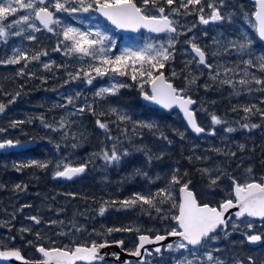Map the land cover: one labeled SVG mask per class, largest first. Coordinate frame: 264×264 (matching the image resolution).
<instances>
[{
    "label": "trees",
    "instance_id": "16d2710c",
    "mask_svg": "<svg viewBox=\"0 0 264 264\" xmlns=\"http://www.w3.org/2000/svg\"><path fill=\"white\" fill-rule=\"evenodd\" d=\"M219 1L214 0V4L218 5ZM135 2L138 6H142V0H135ZM179 3L180 0H176L172 7H179ZM202 3L204 4L203 15H208L211 12V8L207 7L210 0H202ZM160 4L165 7L166 11H169V7L163 4V0H160ZM189 11L191 14L186 15L190 17H199L200 15L191 6ZM23 13V10H18L15 15H8L7 17H10L9 20H16L20 17L19 14ZM180 13L185 14V10L181 8ZM196 22H194V25L198 27L197 23L199 22ZM104 24L113 29L107 23L104 22ZM17 27H23L27 30L22 32L20 36L11 34L6 41L4 40L0 43V60L11 58L16 48H20L29 57L39 52H47V55L41 56L39 61L28 63L27 67H24V61L14 65L0 64V104L5 105V110L0 113V143L10 140L15 143L35 144V147L20 152H0V217L12 214L13 208L19 205L14 202L17 196L31 195L36 191L41 196L46 194L49 197L53 194H65L70 198L72 197L73 202L84 200L94 206L106 209L104 214L98 219L93 220L90 217L91 222L89 220L85 221V224H87L86 228L82 225V228L86 229L88 236L92 237V239H85L79 236L76 238L72 237L64 245H55L53 248H48L40 240L32 242V244H25L18 235L13 233V236L18 238V244H20L16 246L18 248L16 250L20 251L24 257L31 261L40 260V255L36 249L37 246H42L46 249H65L70 246L74 248L77 246L90 247L93 244L92 240L97 241L98 243L96 244L98 245L101 243H113L121 239L130 240L132 238L136 240L133 245L129 241L122 242L125 245V249L134 252L140 235L137 236L135 232H132V229L130 231L122 230L125 232H108L110 228L130 229L127 225L134 221H143L147 225H153L152 228L157 231L154 234L145 233L150 237L169 233L171 231L170 226L177 227L176 221L172 217L179 214L178 208L172 207L173 201H167L160 205L162 211L159 213L148 205L141 206L140 203H137L135 206L129 207L122 205L120 202L134 198L136 193L148 195L155 193L160 188L167 187L176 169H179L178 175L182 177L181 184L188 180L191 181V188L195 191L201 204L219 207L224 200L233 198L234 192L229 189H227L226 195L219 196L222 193H217L218 196L215 200L202 197L198 186L204 185L206 181H202L205 178L199 169L216 159H222L221 164L225 166L226 155L218 154L216 148L209 149L207 148L208 146H203L202 143L198 146L191 145L188 137L197 141L200 139L195 138L185 124L183 138H181L179 133L175 132L174 115H168L156 109L148 108L141 102L142 91L138 80L123 82L128 87L121 88L117 95L98 97L96 95L98 83H94L92 89H87L88 85L86 83L81 84L79 81L85 79L83 72L80 73V78L78 79H73L69 75H75L81 68L86 71L90 70L91 62H77L75 56H71L68 59L62 51H54L58 44L63 49V44H60L62 36L57 35L61 32L62 26L55 30L56 34L47 32L40 26L38 27L41 28V31L32 32L28 25L23 24L14 26L13 33L17 30ZM202 29L203 27L197 30ZM28 35H35L36 40L26 39ZM255 41L256 49L259 53L251 56L254 62L258 57L264 56V46L257 39ZM199 43L204 46L202 42ZM175 56H177L176 52ZM248 57L250 56L244 55L242 58H237L235 51H233L229 58L224 60L225 67H238L241 72L239 75L228 73V78L234 81H239L242 78V71L245 65L241 61L246 60ZM44 64H50L51 68L45 69ZM181 64H179L178 60L168 61L165 68L161 69L162 72L167 73L169 65L176 67L178 77L169 78V80L177 89H185L186 87L184 74L187 75V78H192L188 69H185L183 64ZM21 70H23V75H20ZM247 70L264 79V72L258 71L257 68L253 67ZM206 74L207 71L203 76H197V88H204L207 80ZM207 85L209 86V84ZM227 86L224 85L222 88L214 87L216 89H225L223 92L226 93L223 101L216 104V114L224 118L229 126H234L236 129L238 127L242 129L241 125L244 123L261 125L257 129V133L249 130L245 132L246 129L244 128L245 134H243L244 137L242 139L247 138L246 143L243 141L245 143L244 150L233 151L240 156H245L246 159L242 157L241 160L243 164L239 165L243 168H253L257 174V178L254 181L260 182L264 178V147L262 148V145H264V119L261 118L259 113H256L255 115H250L248 120H245L244 117L248 114L243 111V108L256 105L257 108L264 111V91L258 90V95L253 100L233 101L234 99H232V101H229L231 99L226 92ZM261 87H264V85H259V89ZM144 91L149 92V84L144 85ZM196 95L199 96V94ZM69 96L73 98V104H68L67 98ZM86 104L92 105L97 114L93 115L87 109L82 114L77 111L79 107ZM111 108H116L120 112L127 114L131 117V120L120 122L117 116L109 111ZM253 111L255 112V109ZM101 112H106L107 115L100 116L99 113ZM72 113L76 114L72 115ZM97 119L108 123L110 133H105L103 129L97 126ZM61 121H64L63 126ZM140 123H151L157 127L150 130L139 127ZM134 128L136 129L135 131H133ZM53 129L59 130L54 131ZM125 129L127 130L126 134L123 131ZM161 133L167 137V140L161 138ZM109 135L120 139L126 136L131 141L133 140L134 150L137 148L143 150L138 151L137 156L134 155L128 160H124L120 165H115L111 168L106 181L100 171L102 160L99 157H94L93 153H99L108 148L111 143V139H108ZM74 136L76 139H73ZM168 141H171V143ZM73 143L78 144V147L73 148L71 146ZM57 145H59L61 150L66 149L74 153L73 157L77 166L88 164L87 170L78 178V182L73 180V184H64L66 182L64 181L61 184V182L49 177L51 168L54 165L52 156ZM219 150L230 152L224 148H219ZM146 152L153 157L151 163L147 162ZM157 156L161 158L157 159ZM189 157H191V160H189ZM197 157H200V159H197ZM90 158L91 162H89ZM32 161L50 163L44 169L34 166L17 170L18 166L31 163ZM237 168L231 165L229 173L233 174ZM138 169L141 173H146L147 175L137 174ZM185 172L187 173L186 176L183 175ZM100 177L104 180L103 183L100 181ZM17 184L26 185L27 191H15ZM180 187V184L171 186L173 200L177 205L180 204ZM69 193L75 194V197L68 195ZM113 201L116 203L113 204ZM231 230L233 235L229 236ZM235 230L229 226L228 229L215 236L216 239L223 242L226 250L221 257L212 255L213 261L207 259V254H203L204 246L209 241L196 250L188 247V252L194 251L200 255L193 264H253V262L254 264H264V253L257 257H251V261L242 255L236 256L233 254L231 241L234 238L235 240L239 238L234 234L237 233ZM122 233H128L132 237H128V234L127 236L123 234L121 237ZM244 246L245 252L253 250L245 242ZM0 247L2 250H11L4 243H1ZM262 247H264V243ZM175 255L174 246H172L171 249L168 248L161 254H154L149 257L144 263L131 260L129 264H174ZM100 264L116 263L104 262Z\"/></svg>",
    "mask_w": 264,
    "mask_h": 264
},
{
    "label": "snow or ice",
    "instance_id": "6c2138e0",
    "mask_svg": "<svg viewBox=\"0 0 264 264\" xmlns=\"http://www.w3.org/2000/svg\"><path fill=\"white\" fill-rule=\"evenodd\" d=\"M176 3V0H163V4H166L169 7V14L165 15V7L160 4V0H142L143 6H138L135 0H0V22L4 21L8 15H15L18 10H23L26 14L18 17L14 21H10L8 25L0 23V38H4L5 41L10 34L20 36L22 32L27 29L23 27H17V30L14 33L6 31V28L20 25H28V28L32 32H39L41 28L37 26L36 21L43 26V29H46L50 33L55 32L54 26L61 25V20L57 18L56 13L65 12V13H75L78 11L89 12L98 11L103 17H105L112 25L118 29L131 30L134 32L140 31V29H147L152 33H166L168 34V39L166 43L160 44H147L144 48L133 50L126 48L123 52L116 56L111 57L107 55L111 51L113 45L111 43V37L104 31L99 29L97 26L96 31H81L79 28L72 26H63L61 32L57 35L62 36L60 44H63V49L58 44L54 51H63L65 56H77L79 58L88 57L93 61L98 60L99 66L91 64L90 70H85L81 68L79 72L75 75L69 74L73 79L80 78V73H84V77L88 84L92 83V80L95 79V76L103 77L108 75L109 72L119 76H128L131 72V79L136 81L139 79L141 81L139 87L143 93V98L146 101H151L155 104L160 105L165 109H172L174 106H178L183 112L185 118L187 119L188 124L191 126L192 130L197 133H205V128L199 126L195 120V113L190 109V105L196 103L194 99L190 96L183 95L185 89H177L168 82L164 73L161 69L165 68L166 62L174 60L175 57V48L176 44L179 43L178 37L184 33L178 32L177 22L174 21L171 17L177 14H180V9L185 10V14H191L189 11L190 6L195 9L196 12L200 13L199 22L203 25H208L211 22H219L225 19L214 3H208L207 7L211 8L212 11L209 16L206 18L203 15L204 4L202 0H180L179 7L173 8L172 5ZM256 4L259 6V10L255 12V27L258 32L259 38L264 41V0H256ZM69 5H79L69 6ZM148 5H151L153 9L158 13V15L150 14L151 9ZM199 6V7H196ZM50 9H54L50 10ZM191 31V29H188ZM207 35V33H205ZM26 39L35 41V35H28ZM195 37L187 41L190 45V59L186 63V67L191 65L193 62L199 66L209 70L210 79L213 81L218 80L221 76V70H223L224 79L219 80L221 84L228 85L229 87H235L236 83L239 85L247 86L252 83L256 85H264V79L257 77L254 73H250L248 68H257L258 71L264 72V56L258 57L254 62L252 58L247 60H242L241 62L245 65V68L242 71V78L239 81H234L231 78H228V73H233L234 75L241 74L238 67H225L222 64L217 63L215 66L208 62L207 57L218 56L221 53L218 50H214L211 53H208L198 46L195 42ZM105 41H109V44L106 45ZM214 43L219 44L218 40L214 39ZM251 41L248 43L240 44L239 48L241 52L244 49L250 47ZM229 46L235 47V43L229 41ZM47 52H39L31 57H29L24 51L20 48L14 50V54L11 58L6 60H0V64H19L21 61L25 62L24 67H27V64L32 61H39L41 56H46ZM251 57V54L249 53ZM139 65V67H137ZM215 67V74L213 75V69ZM45 69H50V64H44ZM130 70V72H129ZM95 73V76H93ZM158 73V74H156ZM23 70H21L20 75H23ZM173 76H176L177 73L173 70ZM146 78V79H145ZM198 77L192 76L189 80V84H195ZM147 83L151 86V93L144 91V84ZM128 87V85L123 82L112 83L109 87H101L96 95L103 98L107 95H117L121 88ZM205 89L209 86L204 85ZM251 90V89H249ZM259 91H264V87L258 89ZM239 94L238 92L236 93ZM19 95V93H17ZM14 102V101H13ZM68 104H73V98L69 96L67 98ZM92 112L93 115H96L92 105H84L77 109L79 113H83L85 110ZM255 109V112L253 111ZM5 110V105L0 104V113ZM235 111V109H233ZM113 115H116L120 122L130 121L131 117L127 114L120 112L116 108H111L109 110ZM243 111L248 114L244 117L245 120L249 119L250 115H255L259 113L261 118L264 119V111L257 108L256 105L251 107H244ZM76 113H72L75 115ZM100 116L107 115L106 112L99 113ZM211 121L213 125H221L227 123V121L222 120L216 115H212ZM96 124L100 129H103L105 133H110L109 125L106 122H102L100 119L96 120ZM61 125H64V121H61ZM47 126V125H46ZM139 127L148 128L150 130L156 129V125L151 123H140ZM242 128L248 129L249 131L261 127L260 124L256 123H244L241 125ZM54 131L59 129H53ZM136 129L134 128L133 131ZM228 133L236 131L233 127H227L225 129ZM126 134L127 130H123ZM209 135H216L215 129L208 133ZM181 138L183 134L181 133ZM65 138H67L65 136ZM161 138L167 140V137L161 133ZM73 139H76L74 136ZM108 139L118 140V137L108 136ZM171 143V141H168ZM12 141H7L6 143H0V149L6 147H14ZM73 148L78 147V144L73 143L71 145ZM59 148V145H57ZM241 151L244 150V146L240 145ZM137 151H142L143 149L137 148ZM218 154L221 155H230L232 157L236 156L235 152H222L221 150H216ZM129 152L127 150L120 151L117 149L115 143H113L112 149L102 150L99 153H93L94 157L102 158L106 164L116 163L119 164L121 159L125 156H128ZM147 162L151 163L153 157L150 153L146 152ZM157 159L161 158L160 156L156 157ZM200 159V157H197ZM207 159V158H205ZM191 160V157H189ZM91 162V158L89 160ZM50 162H37L32 161L31 163L20 165L17 167L19 171L23 167H39L47 168ZM88 164H81L79 166H71L69 164H60L56 165V171L54 173V178H65L72 180L74 177L80 176L87 170ZM202 174L208 176L209 186H216L221 179L222 175H225L224 169L217 167L215 170L204 168L199 169ZM215 171L217 174L212 175V172ZM247 172L251 173L252 169L249 167ZM179 169L175 170V173L171 176V181L167 187L158 189L155 193H150L148 195H143L136 193L134 198L126 199L120 203L125 206H135L137 203H140L141 206L148 205L150 208H154L157 213L161 212L162 209L160 205L164 204L167 201H173L172 207L178 208V215L173 216L172 219L176 221L178 225L177 229H172L168 235L173 237H180L181 242L177 245L179 249H188L189 246L192 249H196L198 246H203L208 240H215L216 237L212 234L217 231L221 226L227 227L228 220L225 219V213L231 209L236 208L238 211L234 213L237 220H240L244 217H258L261 220H264V178L261 182H247L241 185L234 178L232 179L234 187V196L235 202L233 199H226L220 203L219 207H212L207 204L201 206L193 192L190 190L189 185L191 181H185L181 184L182 177L178 175ZM137 174L147 175L146 173H141L140 170H137ZM183 175H187L185 172ZM174 184H180V192L182 193V203L176 204L173 200L171 186ZM15 191H27V186L17 184L15 186ZM75 197V194L69 193ZM113 204L116 202L113 201ZM31 207L30 204L23 205V208ZM23 208L21 210H23ZM105 208H100V215H103ZM14 218V217H13ZM29 220L33 221L35 224H40L41 220L37 216H29ZM3 223V222H0ZM53 224L57 223L52 221ZM62 223V222H60ZM234 228L238 225L234 224ZM248 227L251 228V223L248 224ZM79 231V229H77ZM130 231L131 229H120V228H110L108 232L113 231ZM21 232H30L29 228H21ZM227 234V233H226ZM40 238V234H36ZM166 239L163 235H156L153 238L147 235L139 236V246L138 248L130 253L133 256L140 257L142 255L140 249H143L145 244H151L155 242H160ZM261 240L259 235H249L248 241L251 243H256ZM122 244V241L120 242ZM106 245L101 243L97 245L93 243L90 247L88 246H77L74 249H59L54 248L48 250L44 247H38L37 251L40 252L45 258L44 264H52L54 261L55 264H77V261H87L88 264H92L98 258V249L103 248ZM171 249L172 245H168ZM147 251V250H146ZM158 253L161 251L159 247L155 249ZM15 257L17 259H22L19 251H0V258L9 259ZM118 258V257H117ZM207 259L213 261V256L208 254ZM251 261L252 258L249 257ZM187 264H192V261H187ZM254 264V262H253Z\"/></svg>",
    "mask_w": 264,
    "mask_h": 264
},
{
    "label": "rangeland",
    "instance_id": "374dc122",
    "mask_svg": "<svg viewBox=\"0 0 264 264\" xmlns=\"http://www.w3.org/2000/svg\"><path fill=\"white\" fill-rule=\"evenodd\" d=\"M211 3H214V0H210ZM218 9L220 10L221 14L225 16V19L223 21L217 22V25L210 26L208 28H203L202 30H197L201 28L199 22V17H190L186 14H177L172 16L171 18L177 22V28L178 32L184 33L178 37L179 43L176 44L175 52L177 53V56L174 57V60H178L179 64H183L185 69H188V72L191 73L190 76H203L205 72L207 71V80L205 84H209L210 87L205 89L197 88L198 82L195 84H189V78H187V75H185V96L195 97L198 96L196 94H199L200 98V104L198 108L196 109L197 117L199 119V123L204 126L209 132H211L213 129H215L216 135L215 139L213 138H203L199 141L195 139H191L188 137L189 143L194 146L201 145L208 146L212 144H217L216 149L223 148L218 147V145H224L225 141L229 139V134L225 129L229 126L227 123L221 124V125H213L211 121L212 115H216V104L219 102H222L224 99V96L226 93L225 89H216L217 87H224V84H221L219 80L224 79L223 76V70H221V76L218 78V80L213 81L210 79L209 71L206 70L204 67L199 66L193 62L191 65H188L186 67L187 61L190 59L189 53H190V45L186 43L187 41L191 40L193 37H195L194 42L201 46L199 42H202L204 46H201L204 48V50L208 53H211L214 50H218L221 54L218 56H211L209 55V63L213 64L214 66L219 63L224 65V60L228 59L229 56L235 51L237 58H242V56L247 55L249 56V53L251 56H254L258 54L259 52L256 49V39L257 37V31L255 27V21H254V14L256 12V5L253 2V0H220L218 2V5L215 4ZM79 7V5H69ZM143 6V5H142ZM149 9H151L150 14L158 15V13L155 11V9L152 8V6L148 5ZM54 11V9H51ZM212 11V9H211ZM24 12V11H23ZM211 13V12H210ZM205 15L207 18L209 16ZM26 13L19 14V16H23ZM169 11H165V15H168ZM57 18L61 20V25L54 26L55 30L57 28H61V26H72L79 28L81 31H96L97 26H99V29L101 31L106 32L111 37V43L113 45L110 52L107 53V55L111 57H116L120 55L124 49L130 48L133 50L144 48L147 44H160V43H166L168 39V35H165L161 38H156L151 34H141L138 36L133 37H125L119 34L114 28L111 29L107 27L104 24V21L98 16L97 11L90 10L89 12H82L78 11L75 13H65V12H59L56 13ZM10 17H7L4 21L0 22L4 25H8L10 21ZM199 23H197V22ZM194 22L198 24V27H195ZM37 24V21L35 22ZM38 25V24H37ZM14 26L10 28H6V31H9L10 33H13ZM188 29H191L189 31ZM207 33V35H205ZM11 35V34H10ZM214 39L218 40L220 43H214ZM4 38H0V43L4 41ZM229 41H232L235 43V47L229 46ZM248 41H251L250 47L246 48L241 52L239 45L248 43ZM260 43V42H259ZM105 44L108 45L109 41H105ZM227 51V52H225ZM63 52V51H62ZM75 56V55H73ZM66 58L70 59L71 57L65 56ZM251 57H248L249 59ZM75 59L77 62L81 63H90L95 64L99 66V61H93L88 57L85 58H79L75 56ZM246 59V60H247ZM253 59V58H252ZM173 61V60H172ZM171 61V62H172ZM181 64V65H182ZM225 66V65H224ZM139 67V65H137ZM173 70L177 73L176 76L172 75ZM130 72V70H129ZM165 73V72H163ZM169 78L174 79L178 77V71L175 66L169 65L167 73H165ZM193 74V75H192ZM195 74V75H194ZM212 74H215V67L213 69ZM93 76H95V73H93ZM146 79V78H145ZM138 83L140 85L141 81L138 76ZM81 84L86 83L87 89H92L94 86V83H98V90L101 87H109L112 83L115 82H128L133 81L131 79V72L128 76H119L115 75L113 76L112 73L109 72L108 75H105L103 77L95 76V79L92 80L91 84H88L86 81V78L83 80H79ZM147 84V83H145ZM144 84V85H145ZM241 88L246 89L247 91H250L249 89H255L258 91L259 85L256 84H250L247 86H241ZM121 90V89H120ZM119 90V92H120ZM118 92V93H119ZM204 92V94H202ZM107 96H113V95H105ZM215 110V111H214ZM174 115V128L175 132L179 133V135L182 133L184 134V122L181 118V116L178 113L172 114ZM222 120L226 121L224 118L219 117ZM233 128H235L233 126ZM236 129V128H235ZM244 128H237L236 131L232 132V134H238L242 133L245 134L243 131ZM257 129L251 130V132L257 133ZM242 131V132H240ZM248 131V129L245 130V132ZM181 136V135H180ZM256 136V135H255ZM133 141V140H132ZM128 137L124 136L122 139L118 138V140H112L109 144L108 148H105L104 150H111L113 143L116 144L117 149L120 151L127 150L129 152L128 156H125L121 159L119 164L112 163V164H106L103 159L101 158V168L100 171L102 175L104 176V179L106 181L108 180V173L111 168H113L115 165H120L124 160H128V158L133 157L134 155L137 156L138 151L134 150L135 145ZM56 150L53 152L52 159L54 161V165L51 168V172L49 177H52L54 179V173L57 170L56 165L58 163L60 164H69L71 166H77L76 160L74 159L73 155L74 153L69 150H61V148H55ZM211 149V148H209ZM223 151V150H222ZM224 152V151H223ZM233 152V151H230ZM47 153V152H46ZM243 155L232 157L230 155L226 156V165L224 166L221 164L222 159H216L215 161H210L206 166L201 167L200 169L209 168L215 170L217 167L224 169L225 175L221 176V179L219 180L218 184L216 186H209V179L208 176L204 175L206 183L202 186H198L199 190L202 193L203 198L207 199H216L218 196L217 193L221 192L222 195H226L227 189L232 190L234 189L232 179L229 177L234 178L238 183L243 185L247 182H254V180L257 178V174L255 173V170L253 168L252 172H247V169L249 167L243 168L239 164H243L242 160ZM243 159H246L245 156ZM233 165L234 167H238L237 170L233 173H229L230 166ZM79 166V165H78ZM105 172V173H104ZM255 173V174H254ZM217 173L215 171L212 172V175L215 176ZM79 179H76L75 181L78 182ZM56 181V180H55ZM100 181L103 183L104 180L101 179ZM58 182V181H57ZM74 181H66V183L73 184ZM63 184V182H61ZM59 188V187H58ZM73 198L68 197L65 194H53L50 197L48 195L41 196L40 193L34 192L31 195L26 196H17V198L14 199L15 203H18V206H15L12 210L11 215L7 216H1L0 217V244L4 243L8 246L9 249H18L16 246L20 245L18 244V238L13 236L18 235L21 240L25 242V244H32L35 241L40 240L45 244V247L53 248L55 245H64L68 240H70L72 237H81V238H89L92 239V237H89L86 231L85 221H90V217L94 219H98L101 217L100 215V208L97 206H94L92 203H87L84 200H77L73 202ZM30 204L31 207L23 208V205ZM23 208V210H21ZM29 216H37L40 218L41 223L35 224L33 221L29 220ZM14 217V218H13ZM52 221H56L57 223L53 224ZM62 222V223H60ZM91 222V221H90ZM251 223L252 227L249 228L248 224ZM236 224L238 227L234 228L233 225ZM82 225H84L85 228H82ZM128 228L132 229V232H135L137 236L143 235L146 232L148 234H154L157 230L152 228L153 225H147L143 221H134L129 223ZM230 226L234 229L237 233H234L238 239L235 240V238L231 241V250L234 255L243 257H257L264 253V247H258L253 248V250H250L248 252H245V246L244 242L247 243L248 236L249 235H256V234H262L264 233V225L254 222L252 220H244V221H237L233 220V222L230 224ZM21 228H29L30 232H21ZM177 227H175L176 229ZM79 229V231L77 230ZM169 229V228H168ZM170 229H174L173 226H170ZM83 230V232H81ZM14 231V232H13ZM117 232V231H116ZM115 232V233H116ZM125 232V231H122ZM37 233L40 234V238L37 237ZM125 234L127 236L128 233H122L121 237ZM146 235V234H145ZM233 235V231L229 233V236ZM131 235L128 234V237ZM132 237V236H131ZM120 238V236H119ZM135 238H132L130 240L127 239H121L116 242L120 241H129L133 245L136 240ZM93 243H98L97 241L92 240ZM113 242V243H116ZM177 243L174 245L175 250V258H174V264H187V261L193 262L199 257L200 255L196 252H188L187 249H179L177 248ZM37 246L36 249H38ZM74 247H68V249H73ZM252 248V247H250ZM226 250V247L223 246V242H221L219 239L210 240L209 243H207L204 246L203 254H211V255H217V257H221L224 255V252ZM38 252V251H37Z\"/></svg>",
    "mask_w": 264,
    "mask_h": 264
},
{
    "label": "water",
    "instance_id": "95a60500",
    "mask_svg": "<svg viewBox=\"0 0 264 264\" xmlns=\"http://www.w3.org/2000/svg\"><path fill=\"white\" fill-rule=\"evenodd\" d=\"M253 2L256 5V11H258L259 10V6L256 4V0H253ZM97 14L99 15L100 18H102L111 27L115 28L118 33H120L122 35H125V36H128V37L136 36V35H139V34H145V33H149V34L153 35L156 38H161V37L166 35V33H152V32H149L147 29H143V28L140 29V31H138V32H134V31H131V30L118 29L114 25H112L105 17H103L98 11H97ZM253 18H254V21H255V15H254ZM37 23H38V25L40 27L43 28V26L40 25L38 21H37ZM214 23L215 22H211V24H214ZM204 26H206V25H204ZM257 34H258V32H257ZM258 39L262 43V45L264 46V41H262L259 38V35H258ZM190 51H191V49H190ZM164 75H165L166 79L168 80V78H167L165 73H164ZM168 82H170L173 85V87H175L174 84L171 81L168 80ZM149 93H151V86H149ZM140 99H141V102L145 106H147L148 108L157 109V110L161 111L162 113H165V114H168V115L172 114V113H175V112L179 113V115L181 116L183 122L186 124V126L189 129V131L191 132V134L193 136H195L196 138H201L203 136L209 135L206 130H205V133H201V134L195 133L192 130L191 126L188 124L187 119L185 118L183 112L180 110V108L178 106H174L170 110L169 109H165V108L161 107L158 104H155V103H153L151 101L144 100L143 93L141 94ZM195 107H196V103L193 104V105H190V109L193 110L194 113H195ZM194 118H195L197 124L199 125L196 113H195V117ZM3 143H6V142H3ZM13 145H15V146L14 147H6L4 149H0V152L7 153V152H10L11 150H13V151H24V150H27V149H30V148L34 147L35 144H33V143H25V144L13 143ZM77 177H79V176H77ZM77 177H74L73 179H75ZM56 180L64 181V180H68V179L56 178ZM189 188L193 192L197 202L200 204V202L198 201V199L196 197L195 192L191 189V184L189 185ZM233 201L235 202V196H234V200ZM180 203H182V193L181 192H180ZM200 205L203 206L202 204H200ZM236 211H238V209L231 208L225 213V219L228 220L227 227L221 226L220 228L217 229V231L215 233L212 234L213 236L219 234L222 230H226L229 227V225L236 218L235 215H234V213ZM246 219H250V220H253L255 222H264V220H261L258 217H247V216L244 217V218H241L240 220H237V219L236 220L237 221H244ZM178 230H180V229L178 228ZM143 235H145V234H143ZM147 236H149V235H147ZM163 236H165L166 239H164V240H162L160 242H155V243H151V244H145L144 248L140 249V251L142 253V255L140 257L133 256V255L130 254L132 252L126 251L124 249V244L123 243L122 244L120 242L103 243L106 246L103 247V248H99L98 249V258L95 261H93L92 264H100V263H104V262H114V263H117V264H129L131 260H134V261H136L138 263H144L149 257L153 256L154 254H161L164 250L169 248L168 245H172L173 246V245L177 244L178 242H181V238L180 237H173V236L168 235V233L164 234ZM259 236H261V235H259ZM151 238L154 239V237H151ZM247 243H248L249 246H251L253 248H257V247H260L262 245L263 239L261 237V240L256 242V243H251V242H249L247 240ZM138 246H139V237H138L137 248H138ZM157 247H159L161 249V251L158 252V253L155 251V249ZM189 247L192 248L191 246H189ZM200 247H202V246H198L196 249H199ZM48 250H51V249H48ZM0 251H18V250H16V249L2 250L1 247H0ZM38 253H39L40 258H41V260H38V261H31V260L27 259L26 257H24L22 255V253L20 252V255H21L22 259H17L15 257H11L9 259L0 258V264H44L45 258L43 257V255L40 252H38ZM52 264H55V262L53 261ZM77 264H88V262L87 261H77Z\"/></svg>",
    "mask_w": 264,
    "mask_h": 264
},
{
    "label": "flooded vegetation",
    "instance_id": "af4514ba",
    "mask_svg": "<svg viewBox=\"0 0 264 264\" xmlns=\"http://www.w3.org/2000/svg\"><path fill=\"white\" fill-rule=\"evenodd\" d=\"M210 26V24L206 25L205 27L208 28ZM242 85H239V83L235 84V87H229L227 86L226 88V92L228 94V97H230L231 100L229 101H232V99H234L233 101H237V100H253L257 97L258 95V91L255 90V89H251L250 91H247L246 89H243L241 88ZM239 93L238 95L236 93ZM185 94V93H184ZM194 100H196V107H195V112H196V109L198 108L199 104H200V98L198 96H195V97H192ZM197 114V112H196ZM199 120V119H198ZM200 124V123H199ZM201 125V124H200ZM201 127L205 128L204 126L201 125ZM206 129V128H205ZM207 130V129H206ZM207 132L209 133V131L207 130ZM242 132V131H240ZM213 138L215 139V136L213 135H206V136H203V138ZM242 137H244V135L242 133H238V134H232L230 133L229 134V139L226 140V142L224 143V145H218V147H222L226 150V151H235V150H241L240 149V145H243L245 146V143L247 141V138L246 139H242ZM201 138V139H203ZM243 141L245 143H243ZM207 146V145H206ZM217 147V144H212V145H209V148L211 149H215ZM264 147V145H262V148ZM221 148V149H223ZM264 149V148H263ZM237 156L240 157V155L236 154ZM261 182V181H260ZM261 224L264 225V222H261ZM263 238V242H264V233L260 234Z\"/></svg>",
    "mask_w": 264,
    "mask_h": 264
},
{
    "label": "bare ground",
    "instance_id": "6f19581e",
    "mask_svg": "<svg viewBox=\"0 0 264 264\" xmlns=\"http://www.w3.org/2000/svg\"><path fill=\"white\" fill-rule=\"evenodd\" d=\"M7 142V141H6ZM1 143H3V142H1ZM13 143H15V142H13ZM17 144H23V143H17ZM34 147H35V145H34ZM33 148V147H32ZM10 152H20V151H13V150H11ZM8 153V152H7ZM191 185H192V183H191ZM121 242V241H120ZM123 243V242H122ZM124 244V243H123ZM125 246V245H124Z\"/></svg>",
    "mask_w": 264,
    "mask_h": 264
}]
</instances>
